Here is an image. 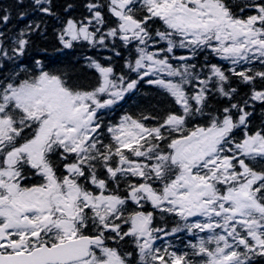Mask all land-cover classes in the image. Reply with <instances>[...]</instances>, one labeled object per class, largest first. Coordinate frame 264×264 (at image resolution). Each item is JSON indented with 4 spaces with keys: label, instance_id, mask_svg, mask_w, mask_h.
I'll use <instances>...</instances> for the list:
<instances>
[{
    "label": "snow or ice",
    "instance_id": "1",
    "mask_svg": "<svg viewBox=\"0 0 264 264\" xmlns=\"http://www.w3.org/2000/svg\"><path fill=\"white\" fill-rule=\"evenodd\" d=\"M29 7L40 19L12 34L0 9V264L264 258V121L252 126L257 106L264 114V0H85L80 16L71 3L63 15L54 0ZM44 17L58 24L55 51L112 53L84 57L94 87L43 58L23 63ZM141 84L171 106L106 119ZM180 234L183 249L170 242Z\"/></svg>",
    "mask_w": 264,
    "mask_h": 264
},
{
    "label": "trees",
    "instance_id": "2",
    "mask_svg": "<svg viewBox=\"0 0 264 264\" xmlns=\"http://www.w3.org/2000/svg\"><path fill=\"white\" fill-rule=\"evenodd\" d=\"M84 2L85 0H54L56 11L59 15L64 14V7L68 3L73 4V8L69 13L73 16H80L84 13ZM29 6L30 0H24V4L22 6L18 5V0H0V9H7L11 12L12 19L6 28V30L9 31V34L18 31L29 20L40 19L36 13L30 11ZM22 11L29 12V14L23 19H21L18 15ZM43 19L47 24L46 34L43 36L39 34L33 35L32 48L30 49L28 56L23 58V63L26 66L31 67L33 57L43 58L51 70L67 73L71 82L75 86L84 89H91L94 87L97 80V74L94 70L85 66L86 61L84 60V57L92 56L101 60V62H104V57L110 56L112 53L107 49L97 50L88 47H77L74 50H65L63 53L57 52L55 49L58 48L59 45L55 39L54 30L58 28V24L56 20L51 17H44ZM123 55L126 56L127 53H124ZM199 59L203 60V55H201ZM210 59L213 63H220L218 58L210 56ZM114 63L116 70L120 71L123 66V60L121 58H114ZM225 67H227V64H225ZM4 71H11V68H6ZM245 92H247V89L242 87L241 93L243 94ZM210 103L217 107L220 106L216 100H211ZM149 105H154L163 109L170 107L171 101L166 95L153 86L141 84L139 92L127 96L124 101L120 102L115 111L106 117V119H111L115 122L125 112L136 116L141 110L147 109ZM262 121H264V114H262L261 108L257 106L255 114L252 117V126L254 128L259 127ZM257 167H259V165H257ZM172 226L173 223L170 220L169 227ZM188 239L189 237L186 234H180L179 238H172L170 242L177 248L183 249L184 244ZM255 264H264V258L257 257Z\"/></svg>",
    "mask_w": 264,
    "mask_h": 264
}]
</instances>
